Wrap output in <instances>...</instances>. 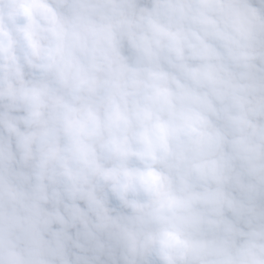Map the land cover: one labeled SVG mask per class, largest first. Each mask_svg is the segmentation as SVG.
<instances>
[{"label": "clouds", "instance_id": "1", "mask_svg": "<svg viewBox=\"0 0 264 264\" xmlns=\"http://www.w3.org/2000/svg\"><path fill=\"white\" fill-rule=\"evenodd\" d=\"M0 264H264V0H0Z\"/></svg>", "mask_w": 264, "mask_h": 264}]
</instances>
